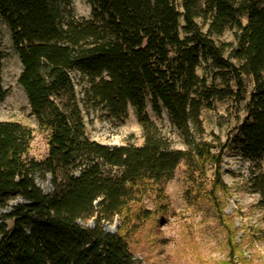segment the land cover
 <instances>
[{
	"label": "trees",
	"instance_id": "trees-1",
	"mask_svg": "<svg viewBox=\"0 0 264 264\" xmlns=\"http://www.w3.org/2000/svg\"><path fill=\"white\" fill-rule=\"evenodd\" d=\"M88 1L90 18H78L71 0H0L23 66L19 84L48 133L47 156L29 158L33 130L0 119V207H10L0 209V264H135L126 238L106 224L128 218L149 185L163 194L181 163L193 172L213 164L220 177L222 156L203 137L201 112L217 99L239 102L244 76L253 90L231 142L250 160L264 155V0H180L182 11L176 0ZM228 28L237 30L239 65L210 38ZM208 56L221 87L197 73ZM3 59L0 41V103ZM73 72L85 84L82 99ZM82 103L119 120L134 108L144 143L92 140ZM149 104L159 118L166 111L187 149L173 147ZM39 177L51 178L50 190ZM254 185L264 208L263 173Z\"/></svg>",
	"mask_w": 264,
	"mask_h": 264
},
{
	"label": "rangeland",
	"instance_id": "rangeland-1",
	"mask_svg": "<svg viewBox=\"0 0 264 264\" xmlns=\"http://www.w3.org/2000/svg\"><path fill=\"white\" fill-rule=\"evenodd\" d=\"M71 2L78 18L91 17L92 6L88 0ZM175 3L182 11L181 1ZM197 22L207 33L208 21L199 17ZM184 26L181 18L182 38L188 36ZM236 32V29L228 28L222 35L212 34L210 38L223 48L224 58L239 65L232 54L238 45ZM0 41L4 52L2 78L6 91L0 103V119L32 129L28 156L43 160L48 154V133L39 128L27 95L19 84L23 66L14 47L11 29L1 15ZM207 59L202 61L197 73L201 77L208 75L209 80L216 77V84L221 87V71L214 66L210 56ZM72 75L82 99L85 84L79 73ZM252 90L250 78L244 76L243 98L239 102L234 98L217 99L201 112L203 137L214 146L213 151L222 156L220 177L213 164L193 172L181 163L173 178L165 184L163 194L157 186L149 185V189L131 203L129 213L125 214L128 218H116L109 223L114 232L119 231L126 238L135 264H264V208L254 185L255 177L264 174V155L250 160L231 142L246 116ZM82 107L87 133L92 140L112 147L144 143L143 127L134 108L130 107L127 117L119 120L84 103ZM147 110L175 149H187L184 138L166 111L159 118L150 104ZM50 181L49 178H38L47 191ZM9 208L0 207L1 214ZM139 212L140 216H137Z\"/></svg>",
	"mask_w": 264,
	"mask_h": 264
},
{
	"label": "water",
	"instance_id": "water-1",
	"mask_svg": "<svg viewBox=\"0 0 264 264\" xmlns=\"http://www.w3.org/2000/svg\"><path fill=\"white\" fill-rule=\"evenodd\" d=\"M47 188L51 189V183L50 182L47 183ZM92 225H93V223H92ZM105 228H106L107 231H113V232L115 231L114 228L109 226V224H106Z\"/></svg>",
	"mask_w": 264,
	"mask_h": 264
}]
</instances>
